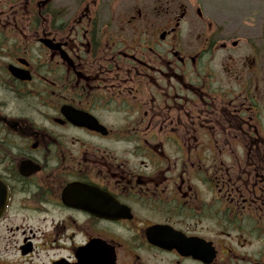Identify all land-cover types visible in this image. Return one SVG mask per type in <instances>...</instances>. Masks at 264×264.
Returning <instances> with one entry per match:
<instances>
[{
  "label": "flooded vegetation",
  "instance_id": "af4514ba",
  "mask_svg": "<svg viewBox=\"0 0 264 264\" xmlns=\"http://www.w3.org/2000/svg\"><path fill=\"white\" fill-rule=\"evenodd\" d=\"M0 264H264V0H0Z\"/></svg>",
  "mask_w": 264,
  "mask_h": 264
},
{
  "label": "rangeland",
  "instance_id": "374dc122",
  "mask_svg": "<svg viewBox=\"0 0 264 264\" xmlns=\"http://www.w3.org/2000/svg\"><path fill=\"white\" fill-rule=\"evenodd\" d=\"M251 1H253V0H251Z\"/></svg>",
  "mask_w": 264,
  "mask_h": 264
},
{
  "label": "water",
  "instance_id": "95a60500",
  "mask_svg": "<svg viewBox=\"0 0 264 264\" xmlns=\"http://www.w3.org/2000/svg\"><path fill=\"white\" fill-rule=\"evenodd\" d=\"M1 211V210H0ZM1 213V212H0Z\"/></svg>",
  "mask_w": 264,
  "mask_h": 264
}]
</instances>
